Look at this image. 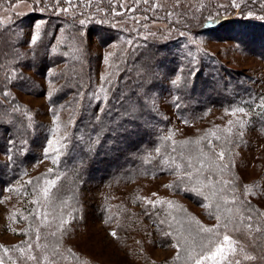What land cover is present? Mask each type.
<instances>
[{
    "label": "rangeland",
    "instance_id": "374dc122",
    "mask_svg": "<svg viewBox=\"0 0 264 264\" xmlns=\"http://www.w3.org/2000/svg\"><path fill=\"white\" fill-rule=\"evenodd\" d=\"M244 1L48 0L37 4L40 18L22 21L24 17L38 12L35 11L34 0H0V27L11 24L20 50L28 54L33 37H36L35 40L51 39L54 29L51 13L61 18L57 20L59 24L53 50L57 51V45L62 41L65 43L67 37L75 33L88 45V55L92 56L90 96L93 103H99L98 109L107 100L105 78L113 67V59L119 72L129 61L131 52L141 49L144 41L172 38L179 42L177 37L187 35L191 43L185 45L188 55L193 53L195 58L201 52L205 61L212 58L219 61L227 79H231L230 74H233L240 82L244 80L249 85V92L230 108L211 106L181 115L174 104L173 82L179 80L175 76L168 79L165 73L161 91H154L158 118L149 124L154 132L173 139L192 135V139L207 141L214 134L215 139L207 143L219 155L214 164L207 154L204 156L197 152L187 169L211 191L216 184L224 182L223 189L217 187L218 192L211 197L215 202L221 190L226 192L227 185L234 183L227 178L215 180L212 175L227 173V162L232 160L239 175L240 196L248 205L256 207L261 216L262 222L252 220L256 231H259L264 229V126L259 122L262 118L260 114L264 112V57L251 52L255 46L249 45L248 52L228 38L217 39L215 35L205 33L193 35L182 30L187 22L185 16H189L194 23L198 21L199 16L195 14L201 10L203 2L218 13V7L226 12V9ZM261 3L264 4V0ZM17 19L21 20L18 24ZM95 25L117 28L122 37L103 45L94 34ZM236 30L250 37L251 32L246 33L242 26ZM225 32L221 31L220 34ZM257 36L260 37V34ZM248 40V37L244 38V42L249 43ZM66 50L69 53L70 48ZM62 66L52 68L53 74L42 78L28 70L41 82L43 91L38 86H28L32 93L4 86V95L16 97L27 111L32 133L25 138L28 143L26 150L31 148L35 156L24 165L21 175L5 187L0 197V264H196L197 260H201L202 264H264V249L253 247L255 238L243 240L232 234L229 223L220 226L222 217L232 215L229 211L221 215V199L226 198L222 196L213 209L204 204L200 206L171 191L174 173H145L134 179L111 181L107 178L90 185L82 195L85 209L83 221L80 225L71 224L67 210L57 208L58 204L46 197L52 189L53 179L45 180L43 177L44 172L50 171L57 163L56 153L65 145L73 125L70 116L74 106L80 104L78 100L72 101L71 94L60 101L56 114L52 112L49 98L52 90L62 81L55 79ZM139 93L144 97L143 92ZM204 95V92L193 91L192 105L205 100ZM137 97L138 94L135 99ZM35 122L42 125L35 129ZM87 136H92L91 132ZM199 156L203 157L200 161ZM8 159L9 155L0 152V160ZM38 187L39 191L36 190ZM157 207L175 229L179 242L190 235L194 236L195 254L180 259L182 255L176 242L164 246L158 242L160 228L151 217ZM210 224L216 230L203 237L200 227ZM234 226L236 224H232ZM64 228L70 229L64 239L52 237L57 233L55 231ZM32 234L33 241L23 247L22 244L30 242L28 240L32 239L29 237ZM225 236L229 237L228 241L224 240ZM221 246L223 256L205 259ZM69 252L76 255V260L71 258Z\"/></svg>",
    "mask_w": 264,
    "mask_h": 264
},
{
    "label": "trees",
    "instance_id": "16d2710c",
    "mask_svg": "<svg viewBox=\"0 0 264 264\" xmlns=\"http://www.w3.org/2000/svg\"><path fill=\"white\" fill-rule=\"evenodd\" d=\"M34 1L36 2L35 11H38L37 4L48 0H41L40 3L37 0ZM261 1L263 0H246L236 7H227L226 12L218 7L216 8L218 13H214L215 9H210L209 4L203 2L201 10L195 14L199 16L198 21L194 23L189 20V16H185L187 22L183 24L182 30L193 35L205 33L215 35L217 39L228 38L248 52L249 45L255 46L251 52L264 57V15L260 16V13H264V4ZM40 16L41 13L38 11L34 15L24 17L22 21L38 19ZM51 16V22L54 24L51 39L35 40L28 54L20 50L11 24L0 27V152L9 155L8 161L0 160V197L5 187L21 175L24 165L35 156L31 148L26 150L28 143L25 138L32 133V125L28 124L27 111L22 104L18 103L16 97L4 95L6 90L4 86L31 93L33 90L28 86H38L43 91L41 82L32 74L41 78L49 77L53 74L52 68L62 64V68L55 77L62 81L52 90L49 98L52 112L56 114L59 111L60 101L71 94L72 101L78 100L80 104L74 106L70 116L73 125L65 145L56 153L57 163L50 171L44 172L43 177L45 180L53 179L52 189L46 197L57 203V208L67 210L71 224L80 225L83 221L85 209L82 195L85 188L90 185L107 178L111 181L134 179L145 173L152 175L174 173L175 177L170 184L173 193L181 194L192 202L200 206L204 204L210 209H213L214 204H217L222 196L225 197L226 199H221V215L228 211L232 215L222 217L220 226L229 223L233 235L250 241L255 238L253 247L257 250L264 249V229L256 231L252 221L262 222L261 216L256 207L248 205L240 196L241 184L232 160L227 162L225 170L228 171L227 173L218 172L212 175L215 180L227 178L234 183L232 186L227 185L226 192L221 190L218 201L215 202L211 197L218 192L217 187L223 189L224 182L216 185L213 183L215 187L211 191L199 179L194 178L187 169L190 160L192 161L197 152L204 156L207 154L214 164L215 158L219 155L211 150L207 143H211L215 135H211L207 141L192 139V135L173 139L154 132L152 125L149 124L154 123L158 118L154 91H161L162 77L165 73L168 74V79L175 76L179 80V82L177 80L173 82L176 96L174 104H176V111L181 115L187 111L197 112L211 106L230 108L245 98V94L249 92V85L244 80L241 82L237 80L233 74H230L231 79L228 80L221 70L223 65L214 58H212L213 61H205L201 52L195 58L193 53L188 55L185 52V45L188 46L191 43L187 35L177 37L179 42L172 38L160 41L148 39L141 44L143 45L141 49L135 53L131 52L129 61L125 63L122 71L118 72L115 67L116 61L113 59V67L109 69L105 78L107 100L98 109L99 103L97 101L93 103L90 96L92 56L88 55V45L82 38H78L80 35L75 33L69 35L65 43L62 41V44H58L57 49L58 47L59 49L54 51L52 44L57 37L56 27L59 24L57 20L61 18L54 17L52 13ZM20 21L17 19L16 24ZM241 26L246 33L251 32L250 37L237 32L236 29ZM93 29L103 45L116 42L119 37H122L117 28L95 25ZM223 30L226 32L221 35L220 32H224ZM254 34H260V37ZM245 37L249 38V43L244 42ZM74 47H78L77 51ZM67 48H70L69 53ZM28 70H31L32 74L28 73ZM193 91L204 92L205 100L192 105ZM139 92H143L144 97ZM137 94L138 97L135 99ZM260 116L262 118L259 122L264 126V112ZM41 125L35 122V129ZM88 132H91L92 136H87ZM225 157L228 156L225 155ZM202 158L199 156L198 161ZM39 188L36 190L39 191ZM186 213H188L187 210ZM151 217L160 228L158 242L161 245L176 242L182 255L180 259L183 256L195 254L193 235L179 242L175 229L172 228L168 219H165L167 217L162 210L157 207L153 210ZM189 221L188 219L187 222ZM232 224L236 226L232 227ZM200 229L203 231V237L211 233L204 229L216 230L212 224L206 227L201 226ZM68 230L70 229L57 230L52 237L56 240L64 239ZM29 237L32 239L22 244L23 247L33 241L34 234ZM219 237H217L218 242H220ZM12 249L13 247L10 250ZM69 255L76 260L75 254L72 255L69 252Z\"/></svg>",
    "mask_w": 264,
    "mask_h": 264
},
{
    "label": "snow or ice",
    "instance_id": "6c2138e0",
    "mask_svg": "<svg viewBox=\"0 0 264 264\" xmlns=\"http://www.w3.org/2000/svg\"><path fill=\"white\" fill-rule=\"evenodd\" d=\"M35 39H36V37H33V43L35 42ZM241 111H242V109H241ZM204 231L211 232L213 230L212 229H204ZM113 235H115V233H113ZM224 240L225 241H228L229 240V237L228 236H225L224 237ZM217 255L223 256V247L222 246L221 247H217L216 250H215V252L212 253L211 257H205V259L214 258ZM196 264H202V261L201 260H197L196 261Z\"/></svg>",
    "mask_w": 264,
    "mask_h": 264
}]
</instances>
